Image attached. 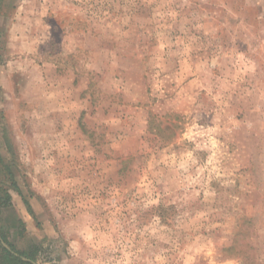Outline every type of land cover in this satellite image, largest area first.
Listing matches in <instances>:
<instances>
[{
  "label": "rangeland",
  "instance_id": "374dc122",
  "mask_svg": "<svg viewBox=\"0 0 264 264\" xmlns=\"http://www.w3.org/2000/svg\"><path fill=\"white\" fill-rule=\"evenodd\" d=\"M0 3L11 251L264 264V0Z\"/></svg>",
  "mask_w": 264,
  "mask_h": 264
},
{
  "label": "trees",
  "instance_id": "16d2710c",
  "mask_svg": "<svg viewBox=\"0 0 264 264\" xmlns=\"http://www.w3.org/2000/svg\"><path fill=\"white\" fill-rule=\"evenodd\" d=\"M1 51L2 50L0 48V59H1ZM12 186L15 188V190L19 191V189L17 187L18 185H17V183L14 180H12ZM6 193L8 194V191H6ZM6 198L10 199V195L9 194L6 195ZM26 205L28 206L29 209L31 208L27 201H26ZM2 239L7 242V239L3 235H2ZM17 253H18V255H17ZM17 253H15V251L13 252V251H9L8 249H4V258L9 264H33L32 261L23 260L22 257L25 256L24 254H21L19 252H17ZM27 258L28 259H32V260L35 261V257H31V256L28 255Z\"/></svg>",
  "mask_w": 264,
  "mask_h": 264
},
{
  "label": "water",
  "instance_id": "95a60500",
  "mask_svg": "<svg viewBox=\"0 0 264 264\" xmlns=\"http://www.w3.org/2000/svg\"><path fill=\"white\" fill-rule=\"evenodd\" d=\"M0 239L2 240L1 236H0ZM2 244L5 246L6 249L11 251L10 247L3 240H2Z\"/></svg>",
  "mask_w": 264,
  "mask_h": 264
}]
</instances>
